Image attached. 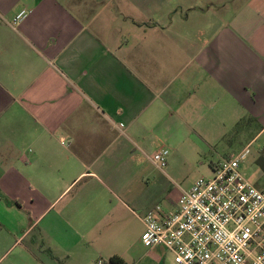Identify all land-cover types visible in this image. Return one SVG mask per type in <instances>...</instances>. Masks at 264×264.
Returning <instances> with one entry per match:
<instances>
[{
	"label": "crops",
	"instance_id": "0c3cea01",
	"mask_svg": "<svg viewBox=\"0 0 264 264\" xmlns=\"http://www.w3.org/2000/svg\"><path fill=\"white\" fill-rule=\"evenodd\" d=\"M66 1L0 0V264H96L125 241L139 142L209 141L224 115L264 132V0L228 20L204 0ZM118 11L151 41H111Z\"/></svg>",
	"mask_w": 264,
	"mask_h": 264
},
{
	"label": "built area",
	"instance_id": "2783aa9c",
	"mask_svg": "<svg viewBox=\"0 0 264 264\" xmlns=\"http://www.w3.org/2000/svg\"><path fill=\"white\" fill-rule=\"evenodd\" d=\"M26 16L20 13L15 24ZM251 147L214 166L211 177L198 179L175 210L160 205L148 210L142 218L143 245L166 249L175 264H264V188L241 170ZM169 155L160 150L154 163L166 168ZM96 264L113 263L99 259Z\"/></svg>",
	"mask_w": 264,
	"mask_h": 264
},
{
	"label": "rangeland",
	"instance_id": "374dc122",
	"mask_svg": "<svg viewBox=\"0 0 264 264\" xmlns=\"http://www.w3.org/2000/svg\"><path fill=\"white\" fill-rule=\"evenodd\" d=\"M62 1L63 5L67 2L66 0ZM204 1L208 4L212 1L215 5H222L219 9L216 8V13L224 20H228L245 2V0ZM114 16L117 19L105 30L111 41H122L121 39L124 37H126L125 41H139L141 36H143V41H151L150 36L142 35L140 32L142 30H135L130 24H125L124 21L128 20L124 19L121 11L120 13L118 11ZM139 18L145 19L142 15ZM214 18L215 15L212 14L206 22V33L209 38L215 32ZM135 33L136 38L134 37ZM139 33H141L140 36ZM203 110L211 114L214 107L207 104ZM223 112L231 111L224 108ZM223 117V125L216 136L210 137L209 141L204 142L181 135L164 134L159 137L157 142L152 143L147 155L142 151L144 143L139 142V147L137 145L133 148L137 149L134 160L135 171H139V174H136V189L139 194H137L135 202L125 199L127 206L140 216H144L147 210L156 205L162 206L167 212L175 210L185 190L191 188L198 179L212 176V164L223 163L230 156L238 153L243 146L253 140L262 128L248 119L235 125L236 117L234 115L229 117L224 115ZM178 130L182 131L183 128L178 127L176 132ZM162 149L170 151L168 165L163 169L157 166L153 160L154 156ZM261 157H264V132L252 143L251 153L241 165V170L246 177L258 187L264 188L263 171L257 163ZM123 214L127 227L125 241L119 243L114 238V242L109 247L103 246L101 259L108 262L109 256L116 252L127 261V264H156L140 242L144 230L143 224L137 216L127 210ZM163 264H175L172 253L166 252Z\"/></svg>",
	"mask_w": 264,
	"mask_h": 264
},
{
	"label": "trees",
	"instance_id": "16d2710c",
	"mask_svg": "<svg viewBox=\"0 0 264 264\" xmlns=\"http://www.w3.org/2000/svg\"><path fill=\"white\" fill-rule=\"evenodd\" d=\"M252 121V120H249ZM241 124V123H240ZM258 125V124H257ZM259 126V125H258ZM262 129V128H261ZM258 165L260 166V168L263 171V175H264V157H261L258 161H257ZM113 264H126L122 259L118 258V257H111L109 259Z\"/></svg>",
	"mask_w": 264,
	"mask_h": 264
}]
</instances>
